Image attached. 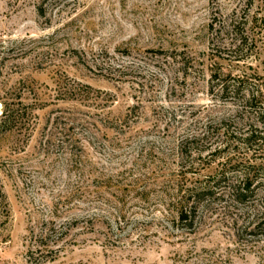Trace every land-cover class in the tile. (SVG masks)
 I'll use <instances>...</instances> for the list:
<instances>
[{"label":"rangeland","instance_id":"obj_1","mask_svg":"<svg viewBox=\"0 0 264 264\" xmlns=\"http://www.w3.org/2000/svg\"><path fill=\"white\" fill-rule=\"evenodd\" d=\"M0 90L35 113L0 137V264L73 217L50 264H264L261 189L236 201L231 172L195 230L164 217L184 164L197 183L228 158L264 167L262 142L207 149L264 136V0H0Z\"/></svg>","mask_w":264,"mask_h":264},{"label":"trees","instance_id":"obj_2","mask_svg":"<svg viewBox=\"0 0 264 264\" xmlns=\"http://www.w3.org/2000/svg\"><path fill=\"white\" fill-rule=\"evenodd\" d=\"M38 13H45L43 5H38ZM13 50V47L8 48ZM87 90H92V87L87 85ZM0 137L6 133L12 131H29L34 125L35 113L33 108L25 103L22 93H11L0 90ZM228 134V135H227ZM226 138L220 144L216 145L215 149H212V144L207 149L211 150V155L224 152L232 144L236 146L251 147L253 143H264V136L248 134L245 137H238L230 133H226ZM192 140H197L193 137ZM200 152L199 158H201ZM199 164V163H198ZM195 165L197 160L195 159L191 163H186L181 166V170L174 172V177H171L172 187L166 191L167 203L165 207L167 220L173 221L175 226H181L182 228H188L190 231L195 230L197 218L199 215V209L209 196L214 194V188L216 179L220 176L225 178L226 174L232 173L235 179L231 185V196L238 202L245 203L249 198L253 197L256 193V189H261L264 199V167L262 163H254L250 158L239 159L237 157L228 158L226 165H230L228 168L223 167L221 171L215 177L206 178L204 182L197 183L195 177H187L189 173L195 176ZM199 166V165H198ZM183 167H187L185 172L182 171ZM4 202V194L0 186V207ZM171 216V219L169 217ZM120 217H118L119 219ZM118 220H116L117 222ZM81 219L73 217L66 225L57 226L56 222L50 219L48 222H44V227L37 233L31 232L28 238V261L31 264H50L53 262L62 251V247L58 244L62 241L66 235H69L71 229L78 228L81 224ZM264 224L262 219L255 225L254 229H259ZM255 231H251L253 233Z\"/></svg>","mask_w":264,"mask_h":264}]
</instances>
